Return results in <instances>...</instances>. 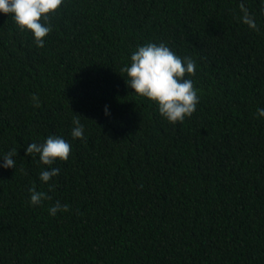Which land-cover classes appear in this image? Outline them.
I'll list each match as a JSON object with an SVG mask.
<instances>
[{
  "label": "trees",
  "instance_id": "1",
  "mask_svg": "<svg viewBox=\"0 0 264 264\" xmlns=\"http://www.w3.org/2000/svg\"><path fill=\"white\" fill-rule=\"evenodd\" d=\"M50 24L41 48L0 13V165L17 149L0 167V264H264V0H64ZM161 42L196 62L183 123L120 71ZM49 135L67 161L25 155ZM32 187L52 199L30 205ZM56 201L68 211L50 215Z\"/></svg>",
  "mask_w": 264,
  "mask_h": 264
},
{
  "label": "clouds",
  "instance_id": "2",
  "mask_svg": "<svg viewBox=\"0 0 264 264\" xmlns=\"http://www.w3.org/2000/svg\"><path fill=\"white\" fill-rule=\"evenodd\" d=\"M64 0H0V13L11 16L17 29L21 32L29 31L34 37L37 47L44 46V38L52 31L50 18L57 13ZM242 13L240 20L249 29L259 31L253 16H251L243 3L239 5ZM126 73L127 86L133 93L149 100L158 107L159 114L170 124L183 123L196 111L200 101L198 89L194 87L192 79L195 75L196 62L191 57L181 58L165 43H147L139 46L130 56V66L126 65L120 70ZM34 108L40 107L38 95H32ZM107 115V108L105 109ZM257 117H264V108L256 110ZM79 115L73 118L71 136L73 139L84 138V126ZM72 152V145L60 136L49 135L43 143L28 144L25 155H39L43 165L51 166L57 160L67 161ZM17 149H12L3 157L0 167L15 168ZM22 170V169H21ZM59 174V169L51 167L44 169L39 175L41 182L47 184ZM51 190V189H50ZM29 204L39 206L52 197L45 192L29 188ZM67 204L62 205L56 201L49 208V214L55 216L57 212L68 211Z\"/></svg>",
  "mask_w": 264,
  "mask_h": 264
}]
</instances>
